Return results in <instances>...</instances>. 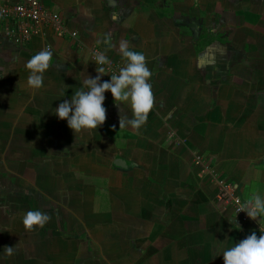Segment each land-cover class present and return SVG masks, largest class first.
<instances>
[{"label": "crops", "instance_id": "obj_1", "mask_svg": "<svg viewBox=\"0 0 264 264\" xmlns=\"http://www.w3.org/2000/svg\"><path fill=\"white\" fill-rule=\"evenodd\" d=\"M41 1L61 17L64 36L46 26L20 46L0 19V132L13 142H6L7 158L29 169L60 166L0 174L17 181L0 196V204L18 207L17 219L29 210L49 216L32 231L33 245L48 248L45 260L35 250L15 264H223L219 251L251 231L259 235L264 221L236 215L240 229L230 230L227 215L235 214L216 202L215 185L192 161L203 156L242 199L252 189L264 195V45L234 44L221 26L236 7L247 13L249 0ZM256 31L264 39V29ZM105 35L110 48L98 43ZM121 41L142 52L152 72L147 120L139 130L119 129L105 92L103 125L74 136L54 109L97 75L93 48L123 67ZM47 48L52 58L42 86L31 89L24 65Z\"/></svg>", "mask_w": 264, "mask_h": 264}, {"label": "clouds", "instance_id": "obj_2", "mask_svg": "<svg viewBox=\"0 0 264 264\" xmlns=\"http://www.w3.org/2000/svg\"><path fill=\"white\" fill-rule=\"evenodd\" d=\"M109 39L105 35L98 43L110 48ZM118 51L123 67H117L115 70L112 69V62L104 50L93 52L92 61L96 65L97 75L87 76L82 81V86L54 109L55 117L65 120L74 136L82 131L97 130L103 125L106 119V108L103 106L105 92L110 93L113 105L118 109L119 129L139 130L145 124L153 106L152 86L149 82L152 72L146 66L143 53L131 50L127 41L119 43ZM51 58V51L45 49L26 61L24 67L29 73L26 83L31 89H39L42 86L43 73L48 69ZM105 66H108L107 71ZM105 74L109 79L101 80ZM124 109L130 113L131 118L123 112ZM235 205V215H227L230 230L233 229L232 226H235L236 230L240 229L234 218L241 212L250 220L256 221L259 226L264 221V195L257 190H250L243 199L237 198ZM48 220L49 216L46 213L29 210L24 213L22 224L26 230H32L33 226L43 227ZM2 249L5 255L13 254V246H4ZM216 256H222L223 264H264V230L259 227V235L251 231L243 239L222 248Z\"/></svg>", "mask_w": 264, "mask_h": 264}, {"label": "rangeland", "instance_id": "obj_3", "mask_svg": "<svg viewBox=\"0 0 264 264\" xmlns=\"http://www.w3.org/2000/svg\"><path fill=\"white\" fill-rule=\"evenodd\" d=\"M263 3H264L263 0H261V3H258V4L255 3V0H252V1L249 0L248 4L244 5L245 7L243 9L244 11L248 7V12L247 13L245 12V14L244 13L240 14L238 12L239 7L234 6L236 7V10H232L231 13L227 14V17L225 18V20L224 19L222 20L223 25L221 26L223 27V30L228 32L227 34L230 36L229 38L233 37L234 39V42L232 43L234 44L246 43L247 41L248 43L252 44L255 41L256 43L259 42L260 45H264V39L260 38L259 36L255 34L257 33L256 31L257 28L264 29V12H263L264 5ZM221 26L219 28H221ZM2 135L4 134H1L0 132V156H1L0 157V162H1L0 174L7 173V174L16 175L22 172L23 170L25 173L27 172L33 173L36 170L39 173L53 172L56 168H60V166L52 165L50 167L47 165L43 167L42 169H40L39 167V170H38L37 168L29 169L26 164L14 163L15 161H17V158L14 156H10V158H7V150L5 149V146H7L6 142L10 141V143H13L11 141L12 139L10 140L11 134H8L3 139H1ZM173 135H174L173 133L171 132L169 133V137L172 136L170 138H173L174 137ZM177 142L175 143L176 145H177ZM206 165H207L208 170H212L216 172L214 169H212V167L209 164H206ZM198 173L201 174L202 177L205 176V175H202L199 169H198ZM216 173L218 174V172ZM1 178L2 177L0 176V196L2 194H7V190L11 188L10 184L17 183L15 179L13 180V182H4L3 180H1ZM1 185L6 187L4 188V190H6V193L5 191H1ZM14 193H16V191ZM9 198L11 200H14V197L13 198L9 197ZM102 200L104 202V200L106 199L102 197ZM106 203H108V198H107ZM50 205L53 207L55 206V204L53 203ZM15 208H18V207L8 204L6 199H4L2 203L0 204V264H13V262L15 264L16 261H13V259H15L16 256H20V257H23L24 255L31 256L34 252H36L35 250L40 251V254H42L41 255L42 258L46 257L47 251H48V248H46L47 246L45 247V245L42 244L36 247L35 245H33V241L35 240V238L33 237L34 234H32V231L34 228H32V230H26L24 228L22 221L20 219H17L18 214L14 213L16 212ZM102 208H103V205H102ZM11 217H13L14 220ZM12 220H13V223H12ZM4 246H13L14 251L11 256L4 254V251L2 249ZM40 264H48V263L42 262Z\"/></svg>", "mask_w": 264, "mask_h": 264}, {"label": "built area", "instance_id": "obj_4", "mask_svg": "<svg viewBox=\"0 0 264 264\" xmlns=\"http://www.w3.org/2000/svg\"><path fill=\"white\" fill-rule=\"evenodd\" d=\"M0 19L6 20L7 23L5 36L20 46L27 44L33 38L39 36L46 26L50 27L54 34L60 37L64 36L66 32L61 17L46 11L41 0H20L13 4H3L0 1ZM71 38L76 39L77 33H71ZM47 50L50 49L47 48ZM95 51L99 50L93 48L91 56ZM111 67L115 70L120 66L112 64ZM105 69L107 71L108 66H105ZM109 74L111 73L109 72ZM183 143L182 140H178L177 145L180 146ZM192 163L193 166L201 171L202 175H205V177L215 185L216 202L224 206V208L232 210L235 214V201L237 198H241L238 194L237 187L233 183L222 178L216 172L208 170L204 158L200 154L194 156ZM237 216L244 217L245 214L241 212L238 213Z\"/></svg>", "mask_w": 264, "mask_h": 264}, {"label": "water", "instance_id": "obj_5", "mask_svg": "<svg viewBox=\"0 0 264 264\" xmlns=\"http://www.w3.org/2000/svg\"><path fill=\"white\" fill-rule=\"evenodd\" d=\"M115 165L118 166V167H119V166H121V167H122V166H123V167L125 166L123 160H120V159H117V160L115 161Z\"/></svg>", "mask_w": 264, "mask_h": 264}]
</instances>
